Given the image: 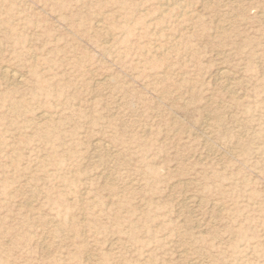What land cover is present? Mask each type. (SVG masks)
<instances>
[{"label": "rangeland", "instance_id": "1", "mask_svg": "<svg viewBox=\"0 0 264 264\" xmlns=\"http://www.w3.org/2000/svg\"><path fill=\"white\" fill-rule=\"evenodd\" d=\"M0 264H264V0H0Z\"/></svg>", "mask_w": 264, "mask_h": 264}, {"label": "bare ground", "instance_id": "2", "mask_svg": "<svg viewBox=\"0 0 264 264\" xmlns=\"http://www.w3.org/2000/svg\"><path fill=\"white\" fill-rule=\"evenodd\" d=\"M165 5V4H164ZM35 59V58H34ZM34 62V61H33ZM2 75L5 76L6 78H11L12 80H16L17 81V75L15 73H13L12 71L8 70V69H3L1 71ZM224 75V74H223ZM19 78V77H18ZM20 81V80H19ZM233 83V82H232ZM46 114V112H45Z\"/></svg>", "mask_w": 264, "mask_h": 264}]
</instances>
